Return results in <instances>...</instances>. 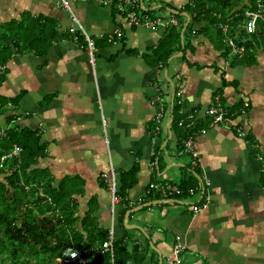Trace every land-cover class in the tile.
I'll use <instances>...</instances> for the list:
<instances>
[{
	"label": "crops",
	"instance_id": "crops-1",
	"mask_svg": "<svg viewBox=\"0 0 264 264\" xmlns=\"http://www.w3.org/2000/svg\"><path fill=\"white\" fill-rule=\"evenodd\" d=\"M10 1L0 0V23L30 10L55 17L62 31L71 26L69 11L56 0ZM142 2L149 9L165 3L184 9L187 0ZM72 7L97 41L95 64L67 33L43 57L16 55L0 86V96L26 91L9 122L39 131L46 144L32 168L63 239L75 238L72 246L94 260L101 235L107 240L113 227L127 264H264V46L253 56H226L196 23L186 47L182 29V49L163 66L152 50L165 28L129 27L123 11L97 0ZM175 103L185 118L174 126ZM216 104L229 110L228 122L213 123L208 110ZM189 139L199 154L196 166L184 150ZM13 169L0 167V181ZM105 172L124 188L115 206ZM45 182L64 186L59 204ZM13 194L11 188L8 198ZM21 203L43 217L33 197ZM179 235L185 249L176 253ZM5 256L0 264H14Z\"/></svg>",
	"mask_w": 264,
	"mask_h": 264
},
{
	"label": "trees",
	"instance_id": "trees-1",
	"mask_svg": "<svg viewBox=\"0 0 264 264\" xmlns=\"http://www.w3.org/2000/svg\"><path fill=\"white\" fill-rule=\"evenodd\" d=\"M114 1L117 2L118 0ZM161 2L163 3V1ZM259 3L263 5L261 9L264 14V0H187L184 9H177L169 3H165V6L162 7L164 9H142V13L157 17L158 10H164L167 13L169 12L168 8L180 12L186 11L190 14L191 21L184 32V35L186 34L185 47L188 45L187 33L195 34L197 32L194 28L195 24L203 23L200 31H204L203 33L208 36L209 40L223 48L222 54L229 56L234 51L237 56L238 53L243 52L247 53L246 55L253 56L256 46H264V18L258 21L256 32L248 33L244 27L245 12L248 9H258ZM172 15L179 20V25L165 28L164 35L160 38L157 48L152 50L156 64L161 63L163 66L168 65L167 60L174 51H177L178 46L182 49L181 34L185 16L175 13H172ZM221 24L227 26L226 32L222 30ZM67 33L71 34L69 28L64 31L60 30L55 17L42 13L34 14L30 10L22 11L17 18L1 22L0 86L7 80L8 64L16 55L32 53L43 57ZM109 39V34H104L101 37L103 41H109ZM229 39L237 44L238 48L236 50L229 43ZM94 40L97 47V41ZM84 41L86 44V39L81 36V43ZM240 46L244 47L243 51L240 50ZM218 47L217 49H219ZM242 60L246 64L253 62L245 58ZM25 94L26 91L22 90L15 96H0V129L4 125L3 121L5 124H10L9 121L13 119L14 114L9 112L17 109ZM248 107H245V109ZM173 109L175 126L176 121L178 123V121L181 122L185 118V114H181L179 104L175 103ZM228 116L230 115L228 114ZM15 144H19L23 148L20 157L4 160V155ZM45 154L46 144L42 142L41 134L35 129L12 126L7 131L6 136H0V164L15 167L7 174L6 181H0V234H2V237H0V258L7 254L5 257L11 259L14 264L26 262L32 264H61L63 250L67 246H72L75 239H71L68 234V237L63 239L64 236L60 233L62 232L61 224L54 221L53 217L47 216L52 204H43L45 198L40 195L38 190L42 178L32 168L38 162V159ZM45 187L51 188L48 194L50 193L52 200L59 204L61 198H63L61 190L64 189V186L55 188L50 183L45 182ZM45 187L43 186L44 189H46ZM11 188L14 189V194L12 198H8ZM123 190L124 188H119L118 193L125 197ZM69 195L70 193L66 194V199L69 198ZM28 196L33 197V203L39 208L38 213L43 216L40 219L37 218L32 209L22 208L21 199ZM20 219H23L21 224L18 223ZM100 240L102 245L106 240V232H103ZM120 254L121 248L117 242L115 243L113 264H127ZM100 260L104 264H112L108 252H105ZM93 262L96 263L97 259H94Z\"/></svg>",
	"mask_w": 264,
	"mask_h": 264
},
{
	"label": "built area",
	"instance_id": "built-area-1",
	"mask_svg": "<svg viewBox=\"0 0 264 264\" xmlns=\"http://www.w3.org/2000/svg\"><path fill=\"white\" fill-rule=\"evenodd\" d=\"M78 0H56L58 6H61L69 11L71 17V26L69 27V31L72 34V39L76 44H81L84 48H86L89 61L92 65L95 64L96 61V53L97 47L95 44V40L90 36V34L84 29L80 19L73 11L72 4L73 2ZM100 4L104 6H116L119 10L123 11V15L125 16V23L129 27H145V28H168L173 25H179V20L172 15L174 13L172 10L168 9V13L163 10L162 14H157V17H151L148 14H143L142 9L146 10L147 8L141 0H118L115 2L114 0H97ZM141 6V7H140ZM262 4L259 3L258 9H248L246 10V20L244 27L248 33H254L258 29V21L264 18V14L262 12ZM221 28L224 32L227 31V26L221 24ZM81 36L86 39V44L81 43ZM104 36V34H100V37ZM113 36L110 35V40ZM229 43L232 45L233 49L236 50L237 44L229 39ZM240 50L243 51L244 47L240 46ZM182 91H179V94ZM179 102H182L180 100ZM11 105V103H9ZM245 107H248V103L246 102ZM208 114L212 116L213 123H225L229 121L228 118V110L224 108L221 104L213 105L209 108ZM12 125L5 124L0 129V136H6L7 131L11 128ZM240 135H245V132H241ZM194 141L192 139L186 140L184 144V150L187 153L192 155V164L194 166L198 165L199 154L194 147ZM23 152L22 146L19 144H15L5 155L4 160L14 159L16 157H20ZM1 168L7 167V165L1 163ZM103 177L107 182H109V191L111 193L112 203L115 206L120 200H122V196L118 193V184L114 173L109 174L108 172L103 173ZM179 193L180 191L177 190ZM191 192V190H190ZM206 206V204H205ZM193 210L195 212L200 211L199 205H194ZM115 234L113 227L109 232V236L107 240H105L102 244V247L96 248L94 250V257L99 259L105 252L110 254L111 263L114 262V250H115ZM185 249V245L181 242V236H177V242L174 245V250L176 253L181 252ZM62 264H104L101 260L96 263L91 260V258L86 257V255L80 250L78 247L67 246L62 252L61 258ZM178 263L177 261L175 262ZM24 264H32V263H24Z\"/></svg>",
	"mask_w": 264,
	"mask_h": 264
},
{
	"label": "rangeland",
	"instance_id": "rangeland-1",
	"mask_svg": "<svg viewBox=\"0 0 264 264\" xmlns=\"http://www.w3.org/2000/svg\"><path fill=\"white\" fill-rule=\"evenodd\" d=\"M5 1L11 2L10 0H4V2H5ZM146 1H148V0H146ZM151 1H152V0H151ZM164 1H166V0H164ZM169 4H171V3H169ZM1 5H2V6H3V5H5V6H9L10 4H5V3L1 2ZM72 8H73V7H72ZM162 9H164V8H162ZM159 12L162 13L163 10H158V13H159ZM18 56H19V55H18ZM15 62H16V61H15ZM13 67H14V66L11 67L12 70L14 69ZM241 104L243 105V107H245L244 102H241ZM100 108H101V106H100ZM23 111H27V110L24 109ZM10 113H11V112H10ZM26 113L28 114L29 112H26ZM101 114H102V112H101ZM1 118L3 119V116H2ZM2 119H1V121H2ZM12 124H13L14 126H16V127L22 126L21 123H20L19 121H17V120L13 121ZM1 259L4 260L3 258H0V260H1ZM2 260H1V261H2Z\"/></svg>",
	"mask_w": 264,
	"mask_h": 264
},
{
	"label": "water",
	"instance_id": "water-1",
	"mask_svg": "<svg viewBox=\"0 0 264 264\" xmlns=\"http://www.w3.org/2000/svg\"><path fill=\"white\" fill-rule=\"evenodd\" d=\"M143 1V0H142ZM162 5H159L158 7H155V8H153V9H156V8H160ZM170 10H172L173 12H176V13H181V12H179L178 10H176V9H170ZM184 15L185 16H187L188 17V21H187V23H186V25L184 26V28H183V32L186 30V28H187V26H188V23H189V21H190V19H191V17H190V15L187 13V12H184ZM183 38H184V36H183ZM183 43H184V41H183ZM174 57H175V55H174Z\"/></svg>",
	"mask_w": 264,
	"mask_h": 264
}]
</instances>
